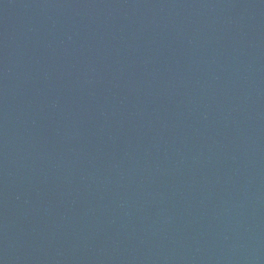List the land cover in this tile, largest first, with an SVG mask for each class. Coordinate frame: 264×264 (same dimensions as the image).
Returning <instances> with one entry per match:
<instances>
[{
  "label": "water",
  "instance_id": "1",
  "mask_svg": "<svg viewBox=\"0 0 264 264\" xmlns=\"http://www.w3.org/2000/svg\"><path fill=\"white\" fill-rule=\"evenodd\" d=\"M0 264H264V0H0Z\"/></svg>",
  "mask_w": 264,
  "mask_h": 264
}]
</instances>
